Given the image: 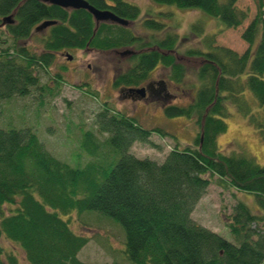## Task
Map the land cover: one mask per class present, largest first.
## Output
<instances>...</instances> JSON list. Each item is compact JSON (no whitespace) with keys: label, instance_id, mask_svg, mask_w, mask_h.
<instances>
[{"label":"trees","instance_id":"1","mask_svg":"<svg viewBox=\"0 0 264 264\" xmlns=\"http://www.w3.org/2000/svg\"><path fill=\"white\" fill-rule=\"evenodd\" d=\"M85 1L129 23L139 15V8L123 0ZM151 1L199 10L225 29L239 27L247 17L235 6L237 0ZM251 1L255 14L240 33L246 49L237 54L213 45V37L206 36L200 48L186 50V58L199 61L196 85L190 84L194 91L185 105H174L168 102L172 95L167 85L178 87L185 79L184 68L172 55L176 35H149L144 41L130 27L95 25L84 10L35 0H0V102L28 95L38 81L36 70L47 67L57 53L133 48L130 67L114 76L112 87H140L156 67L167 70L162 114L197 127L191 145L179 147L175 139L156 162L134 156L130 147L150 145L151 135H169L158 128L148 130L107 105L94 116V131L80 133L77 152L69 160L47 151L29 126L7 124L0 129V239L19 249L28 264H84L77 255L89 239L75 233L71 223L89 231L86 223L95 218L98 227L115 223L122 230L117 253L123 264H264V166L245 152L222 155L216 145L229 116L226 104L248 117L264 143V0ZM9 15L12 23L1 25ZM44 21L55 24L36 41L39 51H32L24 43ZM143 27L152 33L160 29L151 20ZM191 30L202 33L197 24ZM245 91L257 104L258 116L249 112ZM211 185L253 197L252 210L236 199L224 223L229 239L190 217ZM0 264H17L1 246Z\"/></svg>","mask_w":264,"mask_h":264},{"label":"rangeland","instance_id":"2","mask_svg":"<svg viewBox=\"0 0 264 264\" xmlns=\"http://www.w3.org/2000/svg\"><path fill=\"white\" fill-rule=\"evenodd\" d=\"M123 1L139 8L137 19L128 26L141 40L146 41L149 35L158 39L168 34L177 36L172 55L184 68L185 79L181 86L167 85L172 95L168 102L174 105H185L194 91L189 87L190 84L196 85L194 69L199 65V61L186 58L184 52L200 48L201 39L212 36L213 45L241 54L247 45L240 39V33L255 14V6L251 0H237L235 6L247 17L239 27L225 29L217 19L208 17L196 9H177L155 4L151 0ZM145 20L158 23L159 31L152 33L145 29ZM196 24L202 29L201 34L192 32L191 27ZM43 32L44 30L34 33L35 35L24 44L30 50L38 52L40 47L36 41ZM129 50L134 51L133 48ZM119 52L121 51L69 50L65 53L71 57L70 61L54 56L47 67L36 70L38 81L36 86L29 90L28 95L0 102V129H5L7 124L29 126L44 143L47 151L61 159L69 160L71 154L77 152L80 133L84 130L94 131V116L101 111L103 105H107L115 112L132 117L148 130L158 128L169 135L162 138L151 135L150 145L133 143L130 152L138 158L162 161L173 147L175 139L179 147L191 145L197 127L186 119L165 117L160 106L163 100L155 99L144 103L118 95V89L112 87V79L131 65L129 57H121ZM167 72L156 67L150 72L149 80L161 84ZM162 85L165 88L166 85ZM90 92H93L95 97L88 94ZM243 97L250 105L249 112L258 116L259 109L251 94L245 91ZM226 106L229 116L225 120V131L216 137L217 150L222 155L245 152L251 155L259 166H264V143L256 129L249 123L246 115L239 113L230 104ZM102 138L99 136L100 140ZM236 199L245 203L251 210L255 207L251 194L208 186L194 206L190 217L205 229L229 239L224 223ZM93 219L86 225L94 231L82 230L76 223H71L75 233L89 239L77 258L84 264H111L115 261L123 264L117 253L122 248V230L113 222L117 228L110 223H103L98 227L92 222ZM0 246L4 252L14 255L17 264H28L22 252L8 241L0 239Z\"/></svg>","mask_w":264,"mask_h":264},{"label":"water","instance_id":"3","mask_svg":"<svg viewBox=\"0 0 264 264\" xmlns=\"http://www.w3.org/2000/svg\"><path fill=\"white\" fill-rule=\"evenodd\" d=\"M38 2H41L43 4L47 5H52L56 6L62 9H67V10H84L88 14L91 15L93 22L95 25L101 22H112L124 27L128 26V22L125 20H121L114 15H112L108 11H99L90 6L85 0H35ZM12 23V15L6 16L1 19V25L5 24H11ZM55 24L53 21H44L40 23L38 26L34 28V32H39L42 31L43 29L49 27L50 25ZM121 51L119 52L121 57H129L134 54V51L129 50V49H122V50H117ZM116 52V51H115ZM67 60H70L71 57L69 55H65ZM125 92L128 94H137V95H143L144 90L142 88L140 89H133V88H128L125 89Z\"/></svg>","mask_w":264,"mask_h":264},{"label":"flooded vegetation","instance_id":"4","mask_svg":"<svg viewBox=\"0 0 264 264\" xmlns=\"http://www.w3.org/2000/svg\"><path fill=\"white\" fill-rule=\"evenodd\" d=\"M55 56L64 58L62 53H57L55 54ZM140 87L144 90L142 96L137 94H128L125 91H119V89L117 92L118 95L122 96L123 98L125 97L132 101L137 100L138 102H144V103L150 100L160 99L167 96L165 88L162 84L152 82L149 79L145 83H143Z\"/></svg>","mask_w":264,"mask_h":264}]
</instances>
